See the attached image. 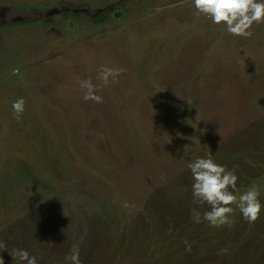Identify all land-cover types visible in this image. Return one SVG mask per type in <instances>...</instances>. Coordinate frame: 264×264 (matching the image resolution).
<instances>
[{"label": "rangeland", "instance_id": "1", "mask_svg": "<svg viewBox=\"0 0 264 264\" xmlns=\"http://www.w3.org/2000/svg\"><path fill=\"white\" fill-rule=\"evenodd\" d=\"M252 31L227 34L192 0H0L5 264L14 248L65 264L74 245L81 264H264V214L195 223L187 170L210 151L264 203V24ZM101 65L124 71L86 102L79 81L100 84Z\"/></svg>", "mask_w": 264, "mask_h": 264}, {"label": "clouds", "instance_id": "2", "mask_svg": "<svg viewBox=\"0 0 264 264\" xmlns=\"http://www.w3.org/2000/svg\"><path fill=\"white\" fill-rule=\"evenodd\" d=\"M192 6L198 16H203L234 37L251 38L253 26L264 24V0H192ZM123 71L120 67L101 65L96 77L100 84H94L91 78L80 80L83 100L102 103L103 97L97 93L116 83ZM19 73V68H13L11 75ZM25 105V98L18 97L11 108L19 116L25 112ZM187 170L191 174V196L195 205L191 209V218L195 223H206L214 228L231 226L232 217L238 210L240 217L251 224L264 214L260 186L253 183L244 190L238 188L235 168L229 169L217 163L210 151L206 156L190 159ZM5 249L0 245V251ZM9 255L12 264H38V257L24 248H14ZM64 259L65 264H81L79 247L74 245ZM0 264H5L2 256Z\"/></svg>", "mask_w": 264, "mask_h": 264}]
</instances>
